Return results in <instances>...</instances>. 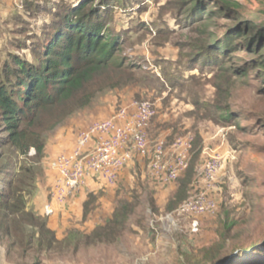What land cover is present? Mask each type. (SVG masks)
<instances>
[{
  "label": "rangeland",
  "instance_id": "obj_1",
  "mask_svg": "<svg viewBox=\"0 0 264 264\" xmlns=\"http://www.w3.org/2000/svg\"><path fill=\"white\" fill-rule=\"evenodd\" d=\"M28 1L0 0V63L10 52L32 58L40 31L51 23L49 12L82 0ZM99 1L94 0L93 4ZM126 1L134 6L131 10L110 2L111 5L105 7V20L113 29L124 31L118 58L128 67L121 72L108 69L96 76L89 85L94 95L87 105L72 108L66 115L61 114L60 107L40 113L43 124L32 128L43 139L39 158H33L34 150L24 155L15 146L5 145L2 139L7 132L0 120V191L5 189L6 179L15 177L16 168H35L32 186L26 188L27 207L31 208L49 158L65 143L67 133L92 120L113 117L121 109L132 114L139 103L148 102L153 110L147 125L150 151L155 143L162 142L164 160L170 163L175 157V143L189 139L191 147L187 151L186 168L176 180L162 182L151 171L148 155L133 153L115 184L94 180L93 186L83 189L85 200L81 213L104 216L108 220L121 215L120 236L108 244L114 246L110 249L112 256H118L120 248L124 251L123 264H153L146 253L156 238H161L165 245L175 246L177 252L172 264H198L195 256L199 250L218 240L221 218L224 219L225 214L238 217L243 225L228 235L224 254H235L237 263L264 264V69L256 64L260 54L264 58V47L260 46L261 50L251 55L238 45V38L232 41V52L225 57L232 67L231 76L221 83L210 67H202V60L189 58L191 50L187 43L206 40L211 44L223 39L228 29L236 25L234 20L224 16L225 11L207 3L206 9H216L221 15L215 13L208 21L187 25L176 22L171 15V10H176L175 0H140L138 4H133L135 0ZM239 1L242 3L240 12L247 20H260V26L264 27V0ZM36 3L40 5L37 11ZM202 28L205 32L199 33L197 29ZM215 83H221L223 88L217 91ZM206 103H226L238 120L223 122L219 112ZM197 150L199 155L195 157ZM208 159H214L217 164L216 172L208 181L217 208L200 217L199 231L191 233L190 218L178 214L177 208L207 184L202 169ZM192 162L195 173L187 195L173 205L179 181ZM46 199L48 201L49 197ZM37 211L45 218L43 212ZM80 240L84 243L85 238ZM67 244L61 241L44 252L36 244L23 250L24 244L21 248L18 245L8 248V239L1 237L0 264H33L56 250L68 251L70 245ZM256 245L258 251L236 252ZM185 254L194 255V260L188 261Z\"/></svg>",
  "mask_w": 264,
  "mask_h": 264
},
{
  "label": "trees",
  "instance_id": "obj_2",
  "mask_svg": "<svg viewBox=\"0 0 264 264\" xmlns=\"http://www.w3.org/2000/svg\"><path fill=\"white\" fill-rule=\"evenodd\" d=\"M139 1L135 0L133 4H138ZM93 2L94 0H82L76 5L59 8L57 12L50 11L51 23L40 31L37 47L32 50L33 57L10 52L0 63V120L7 132L6 138L2 139L5 145L15 146L24 155L34 150L33 158H39L43 152V139L32 128L43 124L40 113L60 107L61 114L66 115L72 108L87 105L94 95V91L89 90V85L96 76L108 69L121 72L128 67L118 58L124 31H117L106 22L105 7L110 6V2H116L118 8L125 10H131L134 6L126 4V0H100L97 4ZM174 2L176 10H171V15L176 22L189 25L201 20L208 21L215 13L221 15L218 10L225 11L224 16L236 22L221 40H213L211 44L206 40L187 43L191 50L189 58L193 61L202 60V67H210L217 81L224 83L231 76L232 67L227 64L225 57L232 52L230 50L236 38L238 45L251 55L257 54L261 50L260 46L264 47V27L260 26V20H247L240 12L242 3L239 0ZM207 3L215 4L218 10L206 9ZM36 8L40 9L39 3H36ZM197 31L203 33L205 28ZM261 55L256 64L263 70L264 58ZM221 83L214 84L217 91L223 88ZM225 104L206 103V106L219 112V118L223 122L237 121ZM198 155L199 150L195 157ZM16 170L15 177L6 179L5 189L0 191V238L8 239V248L15 245L21 248L24 244L25 250L36 244L44 252L60 241L47 227L46 219L27 207L26 188L32 186L30 182L35 179V168L21 166ZM194 173L195 163L192 162L179 181L173 205L186 197ZM35 192L36 188L32 194ZM120 216H112L103 226L95 228L90 235H85L84 243L114 242L120 236ZM242 225L240 218L225 214L217 229L218 240L210 246L202 247L195 256L199 259L198 264H245L243 261L237 263L235 254L223 252L228 235ZM258 248L256 245L240 248L236 252L244 254L252 249L258 251ZM184 256L190 262L194 260V255ZM40 261L38 259L33 264H39Z\"/></svg>",
  "mask_w": 264,
  "mask_h": 264
},
{
  "label": "built area",
  "instance_id": "obj_3",
  "mask_svg": "<svg viewBox=\"0 0 264 264\" xmlns=\"http://www.w3.org/2000/svg\"><path fill=\"white\" fill-rule=\"evenodd\" d=\"M152 116L150 104L142 102L132 114L121 109L113 117L97 119L80 130L71 148L56 153L49 161V166L57 175L51 191L52 198L64 203L84 188L89 180H99L106 185L115 184L120 170L133 153L148 155L151 171L162 182L176 180L187 166V151L191 147V141L186 139L175 143V157L172 162H166L162 142L155 143L151 151L149 148L147 125ZM216 170V161L208 159L202 169L203 179L207 184L177 208L178 214L190 218L191 233L199 231L200 217L213 213L217 208L208 183ZM53 212L50 203L43 206L44 216Z\"/></svg>",
  "mask_w": 264,
  "mask_h": 264
},
{
  "label": "crops",
  "instance_id": "obj_4",
  "mask_svg": "<svg viewBox=\"0 0 264 264\" xmlns=\"http://www.w3.org/2000/svg\"><path fill=\"white\" fill-rule=\"evenodd\" d=\"M93 121L95 120L83 124L71 134L67 133L65 143L57 148L56 151H53L49 160L56 153L69 150L77 133L85 129ZM56 178L55 170L47 163L43 182L38 184L37 193L31 205L34 211L39 209L42 213L43 206L47 203L51 204L54 212L48 216H44L42 213L46 218L47 227L54 232L58 241H65L70 246L68 251L65 250L64 253L63 249H61L60 251H54L51 256L41 257L39 264H123L122 256L124 255V251L121 248H118V256L116 254L112 256L110 249L114 248L113 245L102 241L86 244L80 240L85 235H90L95 228L103 226L108 220L104 216L90 213L83 215L81 213L82 204L85 200V197H82V191L86 187L93 186L92 180L87 181L84 188L77 192L78 197L64 203H59L51 196ZM47 197H49L48 201L46 199ZM120 245H122L121 241ZM151 245L146 253L149 261H152L153 264H172L171 260L174 261V256L177 252L174 249L175 246L163 244L161 238H156V242H153Z\"/></svg>",
  "mask_w": 264,
  "mask_h": 264
}]
</instances>
